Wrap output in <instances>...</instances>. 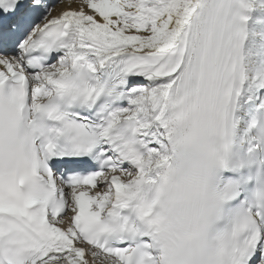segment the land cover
Wrapping results in <instances>:
<instances>
[{
  "label": "snow or ice",
  "instance_id": "6c2138e0",
  "mask_svg": "<svg viewBox=\"0 0 264 264\" xmlns=\"http://www.w3.org/2000/svg\"><path fill=\"white\" fill-rule=\"evenodd\" d=\"M0 264H264V0H0Z\"/></svg>",
  "mask_w": 264,
  "mask_h": 264
}]
</instances>
